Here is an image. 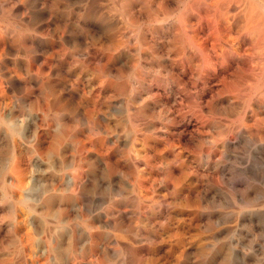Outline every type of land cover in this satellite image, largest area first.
<instances>
[{
	"label": "rangeland",
	"instance_id": "rangeland-1",
	"mask_svg": "<svg viewBox=\"0 0 264 264\" xmlns=\"http://www.w3.org/2000/svg\"><path fill=\"white\" fill-rule=\"evenodd\" d=\"M134 1L115 58L0 42V264H264V0Z\"/></svg>",
	"mask_w": 264,
	"mask_h": 264
},
{
	"label": "bare ground",
	"instance_id": "bare-ground-1",
	"mask_svg": "<svg viewBox=\"0 0 264 264\" xmlns=\"http://www.w3.org/2000/svg\"><path fill=\"white\" fill-rule=\"evenodd\" d=\"M215 1H218V0H215ZM225 2H226V0H225ZM140 3H141V1H140ZM223 3L224 2H222L221 6L223 5ZM153 4H154V2H153ZM219 4H217V5L219 6ZM29 5L32 6V8H33V26L29 25L28 23H26L24 21L23 11H21V10H20V12L17 11V13H19V16H17V15H15L16 13L14 14L15 9L13 10V8L15 6L23 8V7H25V6L27 7ZM134 5H135L134 0H0V42L4 41L5 39H10V40L16 41V43L19 42L17 44H20V45L13 48V50L15 52L27 53V52L33 51V55H34L37 52L41 53L39 51H42V52L46 51L48 53V55L46 54L47 57L44 58V63H46L47 65L50 64L49 66H51V61H52L51 59L52 58L55 61L53 63L55 65H57V67H59V68H64V67L69 68V66L72 64L74 66L75 65L86 66L87 64H89L91 62L97 63V61H99V59L101 57V55H100L102 52L101 50H106L108 52H112L113 58L118 56L119 51L122 49L121 48L122 42H120L119 40L116 39L115 32L117 31L116 29L120 25H122V23L124 21L123 20L124 16L131 11V9ZM138 5H140V4H138ZM191 5H193V3L192 4L190 3V6ZM208 7L211 8V6H209V5L206 8H208ZM191 8H192V6H191ZM134 14H136V13H134ZM125 20H127V19H125ZM121 28L125 29V27H123V26ZM136 35H138V34H136ZM28 40H30V41L33 40V49H31V47L27 46L26 42ZM4 51H6V49L2 48L0 46V53H2ZM136 54H137V52H136ZM71 68H72V66H71ZM87 70H90V69L87 68ZM121 71H123V70H121ZM80 72H81V70H80ZM102 72H104V71L102 70ZM33 73H34V70H33ZM37 73L40 76L39 83L45 87H50L54 83H62V80L64 78L62 75H59L55 79H53L52 77H50L49 74H47L46 72L44 73L41 70H38ZM92 73H93V71H92ZM104 75H105V73H104ZM89 77H90V75H89ZM79 80H81V79L77 78V81H79ZM101 83H103V81H101ZM84 85H86V84H84ZM89 85H91V83ZM83 104H85V103H83ZM50 105H52V104H50ZM87 106H90V105H87ZM133 106H135V104H133ZM139 106H141V103ZM47 107H50V106H47ZM104 107H105V109H98V110H97V108L95 110V109H92L91 107H89L91 109H87V110L86 109L85 110L84 109H77L75 107V109H73V110H66L65 111V105L60 104L59 105L60 109L58 110V112L55 111L56 113L54 115L62 116L64 113H66V115L68 117L73 118V120H75V119L76 120H85V119L86 120H94V119L104 120L107 117L106 116L107 110L109 108H111V107H109V105H105ZM121 110H122V108H121ZM118 114H122V116L125 117L126 119L129 118L128 113L123 114V112H121L120 110H119ZM108 118H109V116H108ZM129 119L131 120V118H129ZM129 119H127V120H129ZM168 147L169 146H167V148ZM135 161H133V163ZM256 161H258V160H256ZM130 167L133 168L132 165H130ZM131 168H128L127 174H131V172H132ZM134 168H133V170H134ZM263 171H264V169H263ZM8 172H9V167H8ZM4 178H5V174H4ZM75 179H78V178L75 177ZM81 179H83V176ZM129 180H130V178H129ZM133 181H135V180H133ZM262 181H264V180H262ZM136 183H138V182H136ZM249 202H251V201H249ZM249 205H250V203H249ZM260 209H261V207H260ZM255 211H257V210H255ZM260 211H262V210H260ZM262 214H264V213L261 212V215ZM96 221H97L98 225L101 226V228H102L101 223H103V222H102L101 218L96 217ZM247 223H249V222H247ZM252 223H254V222H252ZM104 226H105V224H104ZM106 226H107V224H106ZM177 231H178V229H177ZM206 262H207V260H206Z\"/></svg>",
	"mask_w": 264,
	"mask_h": 264
}]
</instances>
